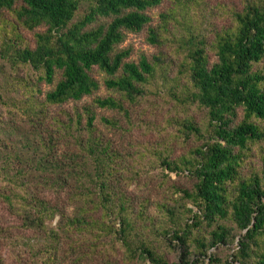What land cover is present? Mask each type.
Returning a JSON list of instances; mask_svg holds the SVG:
<instances>
[{"label": "trees", "instance_id": "16d2710c", "mask_svg": "<svg viewBox=\"0 0 264 264\" xmlns=\"http://www.w3.org/2000/svg\"><path fill=\"white\" fill-rule=\"evenodd\" d=\"M162 2L0 0V206L17 221L0 264H264V0L222 2L223 25L206 0H173L153 26ZM146 27L158 52L128 60L125 31ZM95 67L112 95L66 107L100 90ZM158 167L192 188L145 194Z\"/></svg>", "mask_w": 264, "mask_h": 264}, {"label": "rangeland", "instance_id": "374dc122", "mask_svg": "<svg viewBox=\"0 0 264 264\" xmlns=\"http://www.w3.org/2000/svg\"><path fill=\"white\" fill-rule=\"evenodd\" d=\"M207 1V8L212 7L213 9H215V11L217 12V15H215V19L219 25H223V24H227L229 21H226L225 19H223L221 11H220V5L221 3H225L226 7H229L230 5H233L235 7H237L238 9L242 7V0H206ZM173 6V0H163V2L154 8H151L148 10V14L151 16L152 18V25L156 26L157 24H159L160 22V14L162 12H165L166 10H168L170 7ZM87 6L85 5L83 7V12L86 11ZM112 20V18H100L99 23H109ZM92 26H96V24H93ZM45 28H39L37 30H44ZM147 33H148V27H146L143 31L137 32V31H130V30H126L125 34H126V38L125 40L118 46L119 49H126L129 48L131 49L132 53L131 56L129 57L128 60H133V61H138L140 56L142 54L147 55L148 57H151L152 55L156 54L158 52V48L156 46H153L149 43V41L147 40ZM25 36L28 37L29 39H31L32 43H34V33L33 32H25ZM6 70H7V74H11V75H19V76H23L28 72V69L23 68V67H11L6 65ZM31 73H33L32 71H30ZM93 76L99 80L101 87L100 90L95 93L92 96H86L85 98H83L80 101L77 102H69L67 103L65 106L72 108L73 106H83L85 104H92L94 97H106V96H110L112 95V91L109 90L106 86H105V80L107 78V75L100 70L98 67H95L93 72H92ZM61 79V72H57L55 75V81L53 85L50 84H46V83H42L40 85V88L42 90V97H44V94H46V92L52 90L55 87V84ZM0 80H7L4 76H0ZM98 112L100 114L99 118H101L102 116H107V117H111V116H116V114L114 112H112L111 110H106V109H98ZM189 115L193 116L195 118V120L198 123H201V121L205 118L206 116V112L205 111H201L199 109L194 108L192 111L189 110L188 111ZM243 118V112L242 110H240L239 112V119ZM100 121V119L98 120V122ZM153 129H151V127ZM102 126V125H101ZM106 133H108V129H106L105 127L102 128ZM147 129H149V132H146ZM140 133V131L135 130L132 134L127 135V137L124 139V145H127V141L126 139H129L131 136H138ZM157 133L156 128H154V126L150 123L145 122V139L148 140V138H152L155 139V135ZM114 138L116 139H120L119 137H116V133L114 134ZM160 141H164V139H161L159 137V135H157V138ZM178 143H176V153L179 154V152H184L185 148L181 145H177ZM250 166H248L249 168ZM151 179V183L150 186L145 188V194H149L151 195L154 199H159L158 195V187L157 185L159 184V181L163 178V177H169V184H177L179 186L182 187H186V188H192L193 184H194V178L187 175V174H183V173H177L175 171H169L167 169L158 167V168H154L151 169L150 173H148L145 178ZM17 223L16 219L5 209V207L2 205L0 206V225L4 226V227H8L9 225H13ZM233 252L232 247H224L218 251H216L217 255L219 258H221L222 260L228 258L230 256V254ZM0 254L4 257H8V250L3 249L1 250ZM67 264H73L71 262V260H68ZM206 264H210L209 262H207Z\"/></svg>", "mask_w": 264, "mask_h": 264}]
</instances>
